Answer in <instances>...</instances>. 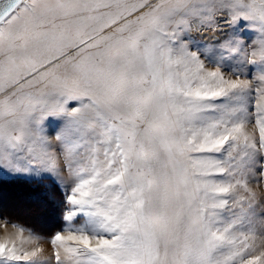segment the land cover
Instances as JSON below:
<instances>
[{
	"label": "snow or ice",
	"instance_id": "obj_1",
	"mask_svg": "<svg viewBox=\"0 0 264 264\" xmlns=\"http://www.w3.org/2000/svg\"><path fill=\"white\" fill-rule=\"evenodd\" d=\"M0 264H264V0H0Z\"/></svg>",
	"mask_w": 264,
	"mask_h": 264
},
{
	"label": "rangeland",
	"instance_id": "obj_2",
	"mask_svg": "<svg viewBox=\"0 0 264 264\" xmlns=\"http://www.w3.org/2000/svg\"><path fill=\"white\" fill-rule=\"evenodd\" d=\"M24 184L14 185L13 187H8L6 190L0 187V208H3L17 219L34 225L37 229L36 231L43 233L41 231H43L44 227L47 228V226L53 224L57 220L55 208H53L54 206H48V203L46 204L44 201H35L34 197L39 196L38 194L34 196L31 193H25L23 188L19 189L20 186ZM63 207L64 205L62 202L61 214ZM0 235H3L2 230H0Z\"/></svg>",
	"mask_w": 264,
	"mask_h": 264
},
{
	"label": "trees",
	"instance_id": "obj_3",
	"mask_svg": "<svg viewBox=\"0 0 264 264\" xmlns=\"http://www.w3.org/2000/svg\"><path fill=\"white\" fill-rule=\"evenodd\" d=\"M20 184L16 183V182H10L9 181V182H4L2 185H0V187H1V189L6 190V189H8V187H13L14 185L17 186ZM22 184H24V183H22ZM22 188L24 189L25 193L28 192V193L33 194L34 196L38 194L39 196L34 197L35 201L36 200H38L39 202L44 201V202H46V204L48 203L47 204L48 206H50V207L54 206L53 208H55V214H56L57 220L53 224H50L49 226H47V228L44 227L43 231H41V232H43L42 234L51 235L55 231L60 230L62 227V224H63V222L61 220L62 214L60 213L63 200H62V196H61L60 192L57 191L55 188H45L42 185H34V184H28V183H25L24 185L20 186L19 189H22ZM13 217L16 218L15 216H13ZM20 221L22 223L28 225V226L35 228L34 225H32V224L30 225L29 223H26L22 220H20Z\"/></svg>",
	"mask_w": 264,
	"mask_h": 264
},
{
	"label": "bare ground",
	"instance_id": "obj_4",
	"mask_svg": "<svg viewBox=\"0 0 264 264\" xmlns=\"http://www.w3.org/2000/svg\"><path fill=\"white\" fill-rule=\"evenodd\" d=\"M21 204V203H20ZM40 213V212H39ZM51 215V214H50Z\"/></svg>",
	"mask_w": 264,
	"mask_h": 264
}]
</instances>
